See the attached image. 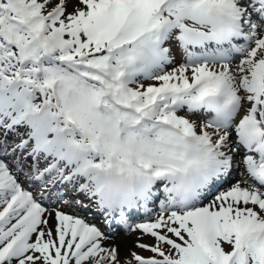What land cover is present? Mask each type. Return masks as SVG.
<instances>
[{
    "label": "snow or ice",
    "instance_id": "snow-or-ice-1",
    "mask_svg": "<svg viewBox=\"0 0 264 264\" xmlns=\"http://www.w3.org/2000/svg\"><path fill=\"white\" fill-rule=\"evenodd\" d=\"M0 264H264V0H0Z\"/></svg>",
    "mask_w": 264,
    "mask_h": 264
},
{
    "label": "rangeland",
    "instance_id": "rangeland-1",
    "mask_svg": "<svg viewBox=\"0 0 264 264\" xmlns=\"http://www.w3.org/2000/svg\"><path fill=\"white\" fill-rule=\"evenodd\" d=\"M135 235L136 233L134 230L129 234L122 233L119 236H116L114 239L110 240L108 243L118 244V245H123L126 242L130 243Z\"/></svg>",
    "mask_w": 264,
    "mask_h": 264
}]
</instances>
